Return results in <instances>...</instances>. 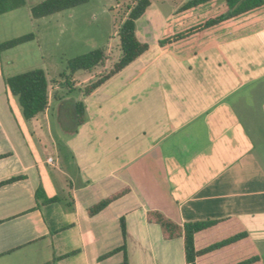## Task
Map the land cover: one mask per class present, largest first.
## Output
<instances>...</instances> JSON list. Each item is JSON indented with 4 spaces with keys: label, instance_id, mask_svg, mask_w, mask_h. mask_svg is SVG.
I'll return each mask as SVG.
<instances>
[{
    "label": "crops",
    "instance_id": "0c3cea01",
    "mask_svg": "<svg viewBox=\"0 0 264 264\" xmlns=\"http://www.w3.org/2000/svg\"><path fill=\"white\" fill-rule=\"evenodd\" d=\"M151 5L136 21L145 25L136 35L149 49L89 95L81 89L95 69L78 72L85 75L79 82L76 73L72 91L80 97L69 103L68 123L61 120V85H49L47 109L30 120L5 88L4 77L13 75L10 53L34 39L0 52V182L20 178L0 186V264H123L121 251L100 259L123 243L128 264H185L182 238L164 239L148 211L179 225L217 220L194 234L196 250L244 234L196 264L254 256L248 264H264V74L257 76L256 61L247 59L264 35V4L165 47L158 40L226 5L179 6L163 17L148 14ZM26 9L0 14V42L23 34L11 32L21 11L30 17ZM155 19L166 31L161 38L153 37ZM76 103L84 107L79 126ZM38 190L58 201L43 203Z\"/></svg>",
    "mask_w": 264,
    "mask_h": 264
},
{
    "label": "trees",
    "instance_id": "16d2710c",
    "mask_svg": "<svg viewBox=\"0 0 264 264\" xmlns=\"http://www.w3.org/2000/svg\"><path fill=\"white\" fill-rule=\"evenodd\" d=\"M87 1L88 0H42L34 5H31L29 7V13L31 18L39 19L62 10L84 4ZM210 1L213 0H189L180 6L179 10H186L188 8ZM223 1L226 5V10L223 13L210 17L205 21L172 36L158 40V46L165 47L173 42L196 34L230 18L254 10L264 4V0ZM150 3V0H133L131 5L128 6L126 15L118 24L116 32L118 37V58L108 67L106 71L96 75L94 79L89 81L88 84L81 89V92L84 95H89L92 93L105 81L123 70L149 49V45L145 42H141L136 35V21L144 15L146 9L150 6ZM24 4L25 0H0V14L20 8ZM34 38V34L32 32H28L20 36L4 40L0 42V52L32 41ZM106 51V48H98L68 60L66 66L67 72L62 74L63 77L67 78L68 83L64 86L68 87L69 91H72V78L76 73H90L93 69L104 66V63L109 59ZM50 83L59 84L64 87L63 84L59 83L58 81L50 82L46 76V73L42 69H30L4 77L5 88L10 94L17 98L18 104L21 108L22 116L26 120H30L35 116L44 113V111L47 109L48 87ZM74 115L76 126L81 125L84 121V107L81 103L75 104ZM17 179L20 178L13 177L6 181L0 182V186L11 183ZM36 196L37 198H41L43 203L58 201L57 197L47 198L42 194L41 190H38ZM116 197L117 195H114L107 199L101 200L97 204L90 207L88 209V213L90 215L97 213ZM146 218L149 223L158 225L164 239H174L178 237L182 238L185 264H196V259L198 256L211 251L214 248L234 242L244 236V234H238L219 243L213 244L205 249L196 250L194 247V234L217 223V220L189 221L179 225L159 211H148ZM120 229L122 237H124L125 227L122 218L120 219ZM116 251H121L123 253V264H128L124 243L108 254L100 256V259L107 257ZM256 259L257 256H254L239 264H248L255 261Z\"/></svg>",
    "mask_w": 264,
    "mask_h": 264
},
{
    "label": "rangeland",
    "instance_id": "374dc122",
    "mask_svg": "<svg viewBox=\"0 0 264 264\" xmlns=\"http://www.w3.org/2000/svg\"><path fill=\"white\" fill-rule=\"evenodd\" d=\"M40 1L42 0H25V4L20 8L26 9L27 7L26 10L30 14L29 7ZM150 1L152 5L148 10V14L159 12L163 17L170 14L185 0ZM132 2L133 0H88L84 4L39 19H33L30 15H28L30 17H26L24 10L21 11L20 18L23 17V20L11 33L24 34L32 32L35 38L34 42L27 47L18 48L10 53L13 58V68L10 73L16 74L30 69H42L50 82L58 81L64 86L68 83L67 78L63 77L62 74L67 72L68 60L98 48H108L110 50L108 57L115 60L118 53L117 27L125 17L128 6ZM154 23L153 37L161 38L166 33L165 28L157 19ZM144 27L143 23H137L136 28L138 32L140 31V35ZM256 42H259V45L253 46L251 52L247 55V59L256 61V64H253L252 67L255 74L259 76L264 74V35L258 36L253 41V43ZM261 62L262 65L258 68L256 65ZM107 69L99 67L95 68L94 72L98 75ZM84 76L82 73H77L76 79L78 82L83 81ZM259 82H261L260 79L257 80V84ZM58 95L66 98V102L61 107V120L68 123L69 103L78 99L80 95L78 91L70 92L66 86L58 89ZM51 99L53 102L55 101L53 94ZM41 121V116H38L35 124L38 125ZM51 124L53 125L52 133L59 136L55 125L56 121L52 118ZM261 255L264 258V254Z\"/></svg>",
    "mask_w": 264,
    "mask_h": 264
},
{
    "label": "built area",
    "instance_id": "2783aa9c",
    "mask_svg": "<svg viewBox=\"0 0 264 264\" xmlns=\"http://www.w3.org/2000/svg\"><path fill=\"white\" fill-rule=\"evenodd\" d=\"M48 161H51V158H48Z\"/></svg>",
    "mask_w": 264,
    "mask_h": 264
}]
</instances>
